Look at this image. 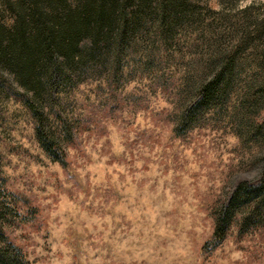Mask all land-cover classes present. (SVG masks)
<instances>
[{"label": "rangeland", "instance_id": "374dc122", "mask_svg": "<svg viewBox=\"0 0 264 264\" xmlns=\"http://www.w3.org/2000/svg\"><path fill=\"white\" fill-rule=\"evenodd\" d=\"M11 1L0 0V23ZM189 1L163 31L141 12L116 71L104 53L50 94L32 98L0 62V226L25 264H264V222L239 229L247 205L214 233L215 212L264 162L263 127L249 138L239 120L264 123V97L242 105L264 91V0ZM232 49L239 73L222 106L181 120L210 62Z\"/></svg>", "mask_w": 264, "mask_h": 264}, {"label": "trees", "instance_id": "16d2710c", "mask_svg": "<svg viewBox=\"0 0 264 264\" xmlns=\"http://www.w3.org/2000/svg\"><path fill=\"white\" fill-rule=\"evenodd\" d=\"M192 5L189 0H13L8 7L10 21L0 23V62L10 68L17 82L32 88V98L50 94L53 88L85 76L86 67L95 65L104 53L111 54L110 63L116 71L121 53L139 31L141 12L152 15L163 31L165 20H181ZM236 52L232 49L213 58L209 76L196 85L194 100L182 111L181 120H192L199 112L222 106L239 73ZM263 92H246L242 105L249 109L264 97ZM25 101L35 118L38 141L54 156V142L42 126L39 105L30 98ZM242 114L239 120L253 131H247V137L264 129V123L255 124L247 111ZM244 204L247 208L239 217L241 231L264 222V162L258 179L238 183L226 204L215 212L214 233L223 237L233 212ZM4 233L0 226V264H25L23 254Z\"/></svg>", "mask_w": 264, "mask_h": 264}]
</instances>
